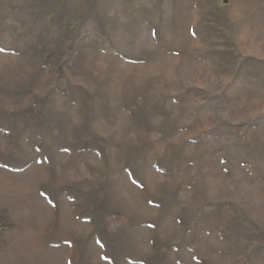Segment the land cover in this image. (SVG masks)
Here are the masks:
<instances>
[{
    "label": "rangeland",
    "instance_id": "1",
    "mask_svg": "<svg viewBox=\"0 0 264 264\" xmlns=\"http://www.w3.org/2000/svg\"><path fill=\"white\" fill-rule=\"evenodd\" d=\"M0 264H264V0H0Z\"/></svg>",
    "mask_w": 264,
    "mask_h": 264
}]
</instances>
